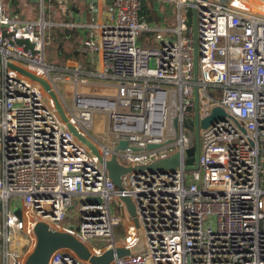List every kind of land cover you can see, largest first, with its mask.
I'll return each mask as SVG.
<instances>
[{"label":"built area","instance_id":"built-area-1","mask_svg":"<svg viewBox=\"0 0 264 264\" xmlns=\"http://www.w3.org/2000/svg\"><path fill=\"white\" fill-rule=\"evenodd\" d=\"M146 1L112 0L102 23L89 26L96 37L82 41L102 61L101 77L116 82L115 95L75 92L72 108L63 101L69 121L96 146L101 162L70 132L43 85L7 65L60 93L65 72L46 62L53 24L44 14L67 15L70 0H40L38 21L20 19L10 0H0L3 264H26L39 224L72 234L96 257L135 247L138 226L120 195L136 207L144 251L109 264H264V0H155L178 8L177 40L157 47L139 41L149 30L140 15ZM189 10L196 12L195 24ZM74 83L84 81L77 76ZM214 107L229 117L202 129L198 169L188 170L194 134L184 122L197 115L201 122ZM176 153L183 164L175 171L141 170ZM113 156L131 169L122 176V192L105 165ZM114 201L123 217L114 216ZM74 218L78 230L67 222ZM122 222L126 237L116 240L114 228ZM48 264L92 263L59 249Z\"/></svg>","mask_w":264,"mask_h":264},{"label":"crops","instance_id":"crops-1","mask_svg":"<svg viewBox=\"0 0 264 264\" xmlns=\"http://www.w3.org/2000/svg\"><path fill=\"white\" fill-rule=\"evenodd\" d=\"M10 3H11L12 12L14 14H17L19 18L24 21H38L42 18L40 1L38 3H34L32 2V0H10ZM111 3L112 0H98L97 12H94L93 10H91V8L87 5L85 1L70 0V12H68L67 15H62L61 13H59L56 16H51V14L47 15L46 14L47 12H45L44 14V18L48 22H51L53 24L51 29H58L59 36L62 42L60 50L67 47L68 48L67 51L63 50L64 54L66 56L69 55L72 58V59L71 58L68 59L67 62L60 61V64L54 67L58 71L65 72L64 74H62V83L65 84V87L67 89L66 96L59 91L63 96L65 102H67L66 100L70 98L73 100V95L75 92L81 94V91L86 90L90 93L93 92L94 94H98V95H105L108 92L107 89L109 87L104 88L108 83H102V82L100 84L94 83L95 86L92 87L85 86V88H79V86L78 85L76 86L74 82L78 76L79 80H82L84 81V84H87L88 80L80 78V75H87V74H89V76L92 78H100V80L104 79L101 77L100 74V72L103 71L102 61L97 57V55L92 54L90 52L87 53L82 51L80 44L82 43L83 39L89 37L91 34L93 35L96 34V30L90 28L89 26L93 25L96 22L98 24L102 23L105 16V12L109 7V5H111ZM156 3L157 2L155 0L146 1V3L143 5L140 15L143 18V20H145V22L148 23L149 30L147 31L161 32V36L160 39L155 44H152V42L147 40V38L145 37L139 38V41L143 46L157 47L160 45V42L162 40L175 39L172 33H175V29L177 28V23H178V20L175 16L176 10L178 15L177 6L166 5L163 3L161 4L159 3V5H157L158 3L157 4ZM25 10H29L32 13H34L35 10H37V12L39 11V17L33 18L32 15H30L27 18L25 16L26 15ZM145 33H149V32L145 31ZM76 41H77V46L75 45ZM65 68H68L69 70L66 71ZM59 83L61 82H58L57 86L59 85ZM114 86L116 87V84ZM78 88L81 91H79ZM110 91L111 93L113 92L112 89H110ZM69 106L72 108L73 104ZM97 130H99L98 127Z\"/></svg>","mask_w":264,"mask_h":264},{"label":"water","instance_id":"water-1","mask_svg":"<svg viewBox=\"0 0 264 264\" xmlns=\"http://www.w3.org/2000/svg\"><path fill=\"white\" fill-rule=\"evenodd\" d=\"M40 0H32L34 3H38ZM85 1L87 5L93 10L97 12V1L98 0H81ZM196 23V12L194 11V24ZM0 58V62H1ZM9 68L25 75L32 80L40 82L44 89L48 92L50 97L54 100L57 111L61 117V119L68 124V128L71 133H73L82 143H84L93 154L100 158V161L103 162L101 157L99 156L98 150L96 146L86 137H84L78 130L72 125L69 121V118L66 115L65 107H64V99L60 93L55 92L51 85L41 78L34 76L28 71L20 68L19 66L13 64H7ZM225 117H229V115L220 107H214L211 110L210 115L203 119L201 122L199 120V116H196L195 121L191 119H187L184 122V126L188 128L194 134V145L187 150V154L185 157L186 169L188 170H197L199 164V146H200V131L202 129L208 128L214 122L223 119ZM173 125L176 130L179 129V120L178 117L174 118ZM127 143L121 141L119 144V148H125ZM159 148L157 145H149L147 147L148 150ZM183 164V157L181 154H174L169 159L156 162L147 167H142L141 170H148L150 172H166V171H175L177 167ZM105 165L108 169L109 176L112 179L115 188L119 191H123L122 185V176L131 171L130 168H125L121 166L116 156H113L111 161L105 162ZM122 201H124L127 205V208L130 214L135 218V222L138 226L139 230V242L133 248H119L116 250H109L103 256L96 257L93 256L90 251L86 248V246L81 243L75 236L66 232H58L51 230L46 224H39L35 229L36 235V245L32 252V254L28 257L26 264H48L51 255L59 250V249H70L74 251L81 259L85 261H89L92 264H109L115 258L124 257L130 254H137L144 251V235L141 227L139 226L138 219L136 217V207L132 202V199L129 196L120 195ZM1 210V203H0ZM20 212H18L19 214Z\"/></svg>","mask_w":264,"mask_h":264},{"label":"rangeland","instance_id":"rangeland-1","mask_svg":"<svg viewBox=\"0 0 264 264\" xmlns=\"http://www.w3.org/2000/svg\"><path fill=\"white\" fill-rule=\"evenodd\" d=\"M223 1V0H222ZM146 2H143V5L145 4ZM157 4V3H156ZM159 5V4H157ZM26 12V17L28 18V16L32 15L33 18H37L39 17V11L37 12V10H35L34 13H32L31 11L29 10H25ZM48 15V12L46 13ZM188 18H189V22L190 23H193L194 21V10H189L188 13ZM175 16L177 18V10L175 12ZM24 17V16H23ZM50 32L47 34L46 36V39L47 41L49 42V45L47 46L46 48V52H45V58H46V62L47 64L51 65L52 67H55L57 66L58 64H60V58L62 57V52L60 50V47H61V38L59 36V32H58V29H49ZM146 32H149V33H145L143 32V34H141L140 38H147V40L151 41L152 44H155L159 39H160V36H161V32H150V31H146ZM172 35L175 37L174 40H177V35L175 33H172ZM84 40V39H83ZM82 40V41H83ZM77 46V41H76V44ZM79 45V44H78ZM81 49L82 51L84 52H87L89 53L88 49H86L83 44L81 43ZM67 47L64 48L65 51H67ZM97 77V76H96ZM75 78V77H74ZM80 78H83L85 80H88V83L87 84H80L78 85L79 88H85L86 87H92V86H95L94 83H97V84H100L101 82L102 83H108L104 88H110L112 89V93L110 91V89L108 90L107 89V94L105 95H98V94H94L93 92L90 93L88 91H81V93L85 94V95H97V96H110V95H114L115 94V89L116 87L114 86L115 85V82L108 79V78H104V79H101L100 78H92L89 76V74L87 75H80ZM103 78V77H102ZM112 82V83H111ZM113 84V85H112ZM59 87V91L66 96V92H67V89L65 87V84L64 83H59L58 85ZM73 89H74V86H73ZM74 92V91H73ZM60 93V94H61ZM110 93V94H108ZM209 93L210 94H215V90H213L212 88H209ZM67 103L69 105H72L73 104V100L70 98V99H67L66 100ZM203 104V103H202ZM200 107L202 108L203 105L200 104ZM102 126V123H101V117L100 115H96L95 118H94V127H97L100 129ZM203 130H201L200 134L202 133ZM194 137V136H193ZM200 138H201V135H200ZM0 168H1V165H0ZM191 173V172H189ZM116 201L112 202L111 203V206H112V210H113V213H114V216L117 217V218H120V217H123V215H119L117 213V210H116V204H115ZM13 203V201H11V204ZM16 212H21V209L20 207H16L15 208ZM0 215H1V211H0ZM68 223H70V225L72 227L75 228V230H78L79 228V225H80V220L79 218H74L73 220H67ZM126 231H127V228L124 226L123 222L120 223L119 226L115 227L114 228V236H115V239L116 240H122L126 237ZM0 264H3V258H2V252L0 251Z\"/></svg>","mask_w":264,"mask_h":264},{"label":"trees","instance_id":"trees-1","mask_svg":"<svg viewBox=\"0 0 264 264\" xmlns=\"http://www.w3.org/2000/svg\"><path fill=\"white\" fill-rule=\"evenodd\" d=\"M63 50H64V49H61V52H62L63 55H62V57L60 58V61H62V62H67V60L70 59L71 57H70L69 55L66 56V55L64 54V51H63ZM71 59H72V58H71Z\"/></svg>","mask_w":264,"mask_h":264},{"label":"bare ground","instance_id":"bare-ground-1","mask_svg":"<svg viewBox=\"0 0 264 264\" xmlns=\"http://www.w3.org/2000/svg\"><path fill=\"white\" fill-rule=\"evenodd\" d=\"M24 240V239H23Z\"/></svg>","mask_w":264,"mask_h":264}]
</instances>
